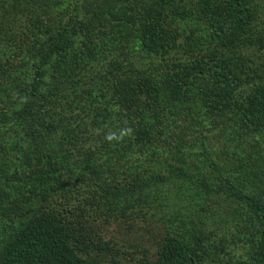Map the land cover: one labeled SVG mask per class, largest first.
<instances>
[{
  "label": "trees",
  "instance_id": "1",
  "mask_svg": "<svg viewBox=\"0 0 264 264\" xmlns=\"http://www.w3.org/2000/svg\"><path fill=\"white\" fill-rule=\"evenodd\" d=\"M264 264V0H0V264Z\"/></svg>",
  "mask_w": 264,
  "mask_h": 264
},
{
  "label": "rangeland",
  "instance_id": "2",
  "mask_svg": "<svg viewBox=\"0 0 264 264\" xmlns=\"http://www.w3.org/2000/svg\"><path fill=\"white\" fill-rule=\"evenodd\" d=\"M135 229H119L113 226L111 237L123 244L127 253L125 264H148L156 261L162 232L157 227L139 223Z\"/></svg>",
  "mask_w": 264,
  "mask_h": 264
}]
</instances>
